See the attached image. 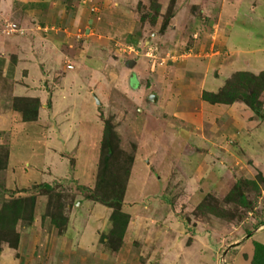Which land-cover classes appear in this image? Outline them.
I'll list each match as a JSON object with an SVG mask.
<instances>
[{"label": "rangeland", "instance_id": "obj_1", "mask_svg": "<svg viewBox=\"0 0 264 264\" xmlns=\"http://www.w3.org/2000/svg\"><path fill=\"white\" fill-rule=\"evenodd\" d=\"M240 26L257 27L244 45L256 56L264 0H0V214L11 200L34 198L31 219L16 220L15 248L0 221L9 241L0 240V264H78L86 244L90 258L128 264L123 244L141 241L162 264H180L181 243L193 247L188 264H249L264 235V119L242 97L244 113L206 102L204 92L220 89L184 79L219 71L211 53L228 52L222 39L243 46ZM160 66L186 82L185 106L156 102L150 75ZM236 70L225 82L236 84ZM258 100L264 116V91ZM106 125L117 135L107 161ZM110 178L125 184L118 249L112 209L92 198ZM56 211L66 226L53 223Z\"/></svg>", "mask_w": 264, "mask_h": 264}, {"label": "crops", "instance_id": "obj_2", "mask_svg": "<svg viewBox=\"0 0 264 264\" xmlns=\"http://www.w3.org/2000/svg\"><path fill=\"white\" fill-rule=\"evenodd\" d=\"M253 10H255V8ZM213 28L215 29V26H213ZM252 29H257V27H254ZM252 29L251 28L245 29L243 27L241 30V26H240L239 31H240V33L242 31L243 34H239V36H240L239 38L241 39V41H239V42L243 46H236V44H233L235 42V40H232V39H229L227 41V43H225L224 39H222V42H221L222 44L219 42V45L221 44L224 47V49L229 48V50H228V52H222L223 57H221V56L217 57L218 52H216V53L212 52L211 53L213 58L210 59V62H212V64H214V65L216 63H217V65L219 64V71H218V67H214V70L211 73L212 74L211 77L209 75L208 70H207L208 76L206 75V78H205V73L203 74L200 72H197V73L191 72V74H190L187 71L184 73V76H185L184 79L186 80L187 78L188 79L191 78V82L196 83L195 85H197L199 83V81L201 82V84L203 83V85H204V80L208 79L209 81H211L213 83L212 86L216 87V89H213V91L216 92L218 89H220L223 86V84L225 83V79L232 73V70H235L239 67H240V70H236V71L248 72V73H252V74L256 75L257 72H252L251 70L249 72L248 70L251 68V66L256 67V65H258V68L260 65H262V66H260V68L264 67V49H257L256 56L250 57L248 54H246L248 52V50H246L247 48H245L244 45H246V43L249 42L253 38L254 34L252 33ZM224 49H223V51H224ZM136 56H138V55H136ZM247 58H251V60L250 59L247 60V62H250L248 64L245 63ZM221 64L223 66L222 68H221ZM241 65H244L243 69L241 68ZM233 72H235V71H233ZM150 76H151V82L156 81V79H157V84H155V86L159 85V91H160L159 93H157L159 96L158 101H156V95L155 94L152 95V101H156L157 103H159V106H162V105L165 106L167 104V106L170 108L173 106L171 104L177 102V104H175L176 105L175 108H177V109H178V101L180 102L181 107L185 106V105H183L184 103L187 104V99L184 100L185 98H183V93L185 90L182 89V87L184 86V84H186V82H184V83H182L180 81L178 82V80H181V79H178V75L176 73H173L171 76L169 75V77L166 78L168 75L164 76V68H162L160 66L155 71V73H151ZM139 78H142V77H139ZM140 80H142V79H140ZM144 83L147 85L146 82H144ZM153 87H154V85L151 84L149 86V89H151ZM203 89H205L204 91H206V90L208 92L210 91V90H208L207 87L203 88ZM191 90H192V87H191ZM194 91H195V89H194ZM184 94H187V93H184ZM166 97H168V98H166ZM179 97L183 101L177 99ZM229 105L230 106H228V109L230 110L231 113H233L234 111H237V113L238 112L239 113L245 112V110H244V108H242V105L240 104V102L234 101L233 103H231ZM187 107H188V105H186L185 108H187ZM161 113H164L161 116V120L171 119V117H170L171 114L170 115L168 114L169 112H161ZM208 120L209 119H207V121ZM122 206L125 207L126 205L122 204ZM131 220H132V218H131ZM89 234L90 233L83 235L82 239L87 240L88 237L91 238V236ZM254 236L255 235L250 236L249 239H251V237H254ZM260 240H261L260 244L264 245V235L260 237ZM262 240H263V242H262ZM71 241L75 242V239H72ZM180 241H182V239L178 238V244ZM256 243H258V242L256 241ZM181 244L178 245V259L180 261V264H188L187 263V257L193 256L191 254L193 247H190V244H188V245L185 244L187 247L182 249ZM85 246H86L87 252L83 253V254H85V255H82V256H84V258L80 259L78 264H108V263L109 264H123V263H120L119 259L112 260L113 258H109V257H102V256L100 257L99 256L97 258H93V257L90 258L91 256L97 255V254L96 253L93 254L94 251H89V247H87V246H89V244H86ZM122 247H123L122 251L124 252V255H126V257H128L127 259L130 261V263H128V264H162V263L157 262V260L155 259L154 255H153L154 254L153 250L149 249L147 247V243H145L144 241H141L140 246L136 245L133 247L132 245H129L127 243V244H123ZM59 248L61 249V247H59ZM240 248H242V247H240ZM196 254L198 255L200 253L196 252ZM87 256H89V257H87ZM175 256H177L176 253L173 254L172 258ZM92 259H94V261H91ZM251 259H252V254L248 255V258H247L249 264H251V262H250ZM111 261H113V262H111ZM221 261H222V259H221ZM165 262L170 264V261H164V264H167ZM14 263L20 264L17 262H14ZM58 263H60V262H58ZM58 263L52 262V264H58ZM125 264H127V263H125ZM178 264H179V262H178ZM194 264H196V263H194ZM199 264H202V262Z\"/></svg>", "mask_w": 264, "mask_h": 264}, {"label": "trees", "instance_id": "obj_3", "mask_svg": "<svg viewBox=\"0 0 264 264\" xmlns=\"http://www.w3.org/2000/svg\"><path fill=\"white\" fill-rule=\"evenodd\" d=\"M233 78V81H235L236 84L231 83L229 80L225 82V85L220 88L218 93H203V100L209 103H233L234 101L240 99L242 97L245 99V102L254 110V112L259 115V118L264 119V116L262 114L261 110V102L258 100L259 94L264 91V71L261 72L259 75H253L248 72H238L235 73L231 79ZM263 80V82H261ZM238 81V82H237ZM248 92V93H247ZM27 105V104H26ZM36 107L37 106H31V110L33 112V116L29 113V110H23V116L25 121H29L30 119L35 118L36 114L34 115V112L36 113ZM109 127V128H108ZM106 125V132L104 135V146L106 150V154L104 155V160L107 161V157L110 156V149L111 147L109 144L112 143L115 139H117V135L115 133L111 132V127ZM109 141V142H108ZM103 168L100 169V175L102 174V179L106 178L103 176L104 171H102ZM98 174V178H99ZM109 178V176L107 177ZM112 181H109L111 183V186L109 190L104 189L105 194L102 192V194L98 193L92 198L94 200L99 201L101 204L106 205V207L112 209L111 219H112V225L114 231H110L109 235L117 234V236H114V239L117 243V247L114 246V249H118V247L121 245V241L124 237L125 228L128 225V215L124 214L121 206L123 202L124 197V190H125V184L122 182H118V180H115L113 178H110ZM41 188H45L48 190H52V187L46 183H43L42 185H39ZM101 191V190H99ZM237 195L240 196V193L237 191ZM96 198V199H95ZM241 200L243 198L240 196ZM34 208V198L33 196L25 197V198H18L11 200L9 204L6 206L4 210L1 211L0 214V221H2V226L4 227V234H13L14 240L13 244H11L14 248L17 246L19 242V235L14 231V226L16 224V220L20 216H27L31 219V214ZM61 216V213L57 212L55 214H52L51 220L53 223H59L62 226H66L67 219L63 218L61 221L60 219L57 220L58 216ZM30 221L28 220L27 224L29 225ZM56 225V224H55ZM57 226V225H56ZM60 228V226L58 225ZM0 240L9 242L6 240V237H3L0 235ZM2 242V241H1ZM251 264H264V245L260 243H254V251L253 256L251 259Z\"/></svg>", "mask_w": 264, "mask_h": 264}, {"label": "built area", "instance_id": "obj_4", "mask_svg": "<svg viewBox=\"0 0 264 264\" xmlns=\"http://www.w3.org/2000/svg\"><path fill=\"white\" fill-rule=\"evenodd\" d=\"M67 68H69V66H68ZM70 68H71V67H70Z\"/></svg>", "mask_w": 264, "mask_h": 264}]
</instances>
